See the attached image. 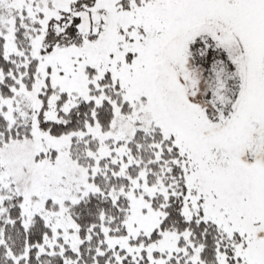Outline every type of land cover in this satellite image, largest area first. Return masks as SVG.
Listing matches in <instances>:
<instances>
[{
	"label": "snow or ice",
	"instance_id": "1",
	"mask_svg": "<svg viewBox=\"0 0 264 264\" xmlns=\"http://www.w3.org/2000/svg\"><path fill=\"white\" fill-rule=\"evenodd\" d=\"M0 264H264V0H0Z\"/></svg>",
	"mask_w": 264,
	"mask_h": 264
}]
</instances>
